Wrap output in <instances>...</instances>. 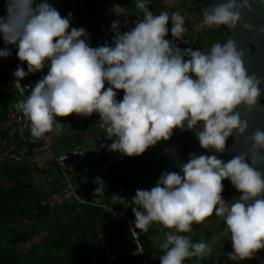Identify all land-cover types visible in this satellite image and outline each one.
Returning a JSON list of instances; mask_svg holds the SVG:
<instances>
[{
	"label": "clouds",
	"instance_id": "clouds-1",
	"mask_svg": "<svg viewBox=\"0 0 264 264\" xmlns=\"http://www.w3.org/2000/svg\"><path fill=\"white\" fill-rule=\"evenodd\" d=\"M258 6L264 9V0H211L202 8L196 30L223 28L229 34L207 50H193L165 38L170 31L183 41L185 17L180 12L154 15L148 0H136L143 19L134 28L120 32V21H113V44L98 47L89 46L84 28L70 27L72 13L65 18L47 2L6 0L0 33L6 45L18 47L17 56L28 68L25 72L17 66V86L29 73L49 67L21 101L36 140L62 133L65 124L58 117L98 113L107 138H114L109 150L130 157L185 126L202 128L196 136L205 150L228 151L230 137L242 145L227 162L193 153L182 165L183 175L165 172L151 190H137L132 236L138 240L136 230L147 233L153 224L168 229L159 245L161 264L210 256L207 243L193 242L187 234L213 216L230 233L228 259H253L264 249V172L257 167L264 166V76L249 72L254 55L264 56V14H257ZM112 11L127 12L119 5ZM10 55V49L0 50V57ZM118 90L124 92L122 100L116 99ZM225 179L241 193L232 202L222 196ZM97 182L99 194L104 189L99 178ZM137 247L142 250L139 243Z\"/></svg>",
	"mask_w": 264,
	"mask_h": 264
},
{
	"label": "trees",
	"instance_id": "trees-1",
	"mask_svg": "<svg viewBox=\"0 0 264 264\" xmlns=\"http://www.w3.org/2000/svg\"><path fill=\"white\" fill-rule=\"evenodd\" d=\"M5 4L6 0H0V10L6 8ZM203 36L199 35V41ZM0 45L11 51L10 66L15 69L18 65L22 66L27 72V64L22 63L17 56L18 49L6 45L2 33ZM48 70L46 66L40 74L33 76L29 73L23 79L34 87L47 75ZM16 97L0 61V125L9 116ZM116 99L123 98L117 96ZM58 122L71 124L68 135L55 139L59 147L80 142L83 134L95 131L98 125L97 132L102 139L114 142V138H107V133L101 130L99 115L92 119L91 116L73 114ZM75 129L79 131L76 138L73 135ZM91 153L82 159L67 161L65 172L71 175L72 183L86 191L91 199L123 214L135 227L132 209L138 206L133 203V197L138 189L147 190L154 184L149 181L146 183L143 179L150 175L155 162L144 155L130 157L121 153L114 176L102 182V193L111 200L100 201L95 194L101 184L92 185V178L102 153L95 156ZM165 157L167 163L174 167L168 155ZM174 170L178 173L176 168ZM37 172L41 173L27 160L0 165V264H161L163 250L150 241L151 234L160 225L151 226L147 233L136 230L140 232L138 243L142 246V253L139 254L126 219L116 217L102 207L77 205L73 201L55 210L41 207L40 200L60 190L64 181L58 171L49 175L50 171L47 170L44 173L49 187L42 188L33 180Z\"/></svg>",
	"mask_w": 264,
	"mask_h": 264
},
{
	"label": "built area",
	"instance_id": "built-area-1",
	"mask_svg": "<svg viewBox=\"0 0 264 264\" xmlns=\"http://www.w3.org/2000/svg\"><path fill=\"white\" fill-rule=\"evenodd\" d=\"M0 16H7L6 8L0 10ZM166 39L180 48L195 45L197 43L196 36H184L183 41L175 40L174 38ZM11 46L18 49L16 45ZM2 49H5V47L0 45V50ZM10 59L11 55L8 57H0V61L5 67L7 75L11 81L12 88L17 97L11 106L9 116L0 125V165L18 164L26 160L23 152L24 149L39 152L47 158L57 171H59L64 181V185L60 190L40 200L39 204L41 207L55 210L70 201L75 202L77 205L102 207L105 211L111 213L112 215L126 219L128 222V228L132 232V229L135 227L129 219H127L123 214L91 199L86 191L72 183L71 175L65 172L68 168L67 161L71 159H82L92 151H97L102 153V157L92 178V185H98L100 183L97 182V178L103 182L105 178H112L114 176L115 168L119 162L121 152L110 151L108 146L113 142L102 139L100 135L95 136L91 140L83 139L78 143L71 142L70 144H64L59 147L56 145L55 139L59 136H66L69 134V131H71V124L69 122H62L65 125L60 135L47 134V139L41 140H36L32 137L29 122L23 117L21 107V101L31 93L32 84L22 79L19 81L20 86H17L18 78L14 76L16 69L10 66ZM98 115V113H93L91 117L92 119H95ZM57 120L61 121L62 118L58 117ZM73 135L75 138L79 136L78 131L73 130ZM61 155L64 156L63 164L59 162V157ZM29 161L34 162L33 159ZM152 226H158V224H153ZM133 240L138 244V240L134 238ZM138 252L140 254L142 253L141 250H138ZM219 264H231V260L228 259L226 253L220 255Z\"/></svg>",
	"mask_w": 264,
	"mask_h": 264
},
{
	"label": "crops",
	"instance_id": "crops-1",
	"mask_svg": "<svg viewBox=\"0 0 264 264\" xmlns=\"http://www.w3.org/2000/svg\"><path fill=\"white\" fill-rule=\"evenodd\" d=\"M36 2H47L51 4L55 9L58 10L60 15L65 18L68 17L69 13H72L70 27L76 29L84 28L89 34L87 43L91 47L102 46L106 42L110 45L113 44V37L115 35L114 31L112 30L113 21H120L119 31L125 32L131 28H134L138 20L143 19V13L136 8V0H36ZM204 4L205 3L203 0H148L149 10L152 11L154 15H159L161 12H168V14L171 16L173 12H180V14L185 17V26L188 28V32L185 34V36L196 35L198 37L197 43H199V35L203 34V39H206L204 40L205 47H203V49L210 47L213 43L209 37L213 38L215 41L219 40L220 38L217 37V35L215 37L213 34H210V30L207 28L200 31L196 30V26L200 23L202 18V8L204 7ZM116 5L123 7L127 10V12L124 15L116 14L112 11ZM125 21H127L126 25ZM171 26V22H169V29H171ZM165 38H173L170 31ZM197 43L195 45L182 47L181 49L192 48L195 50ZM185 59H187V57H185ZM42 71L36 72L33 74V76L40 74ZM108 86L109 85L106 84V88ZM117 96L123 98V90H118ZM96 125H98L97 122ZM98 128L99 125L95 127V131L83 134V139L91 140L95 136L99 135L97 132ZM101 130L106 132L104 127H101ZM175 130L180 129L177 128L174 129V131ZM25 150L30 152H26ZM25 150L24 155L26 160L29 161L33 159V163L38 166V169L42 174H44L45 177L46 174L44 172L47 170L50 171L49 175H53V171H57V169L46 159L45 156L39 154L40 157L45 158L41 161L31 154L33 151L28 149ZM95 154L100 153L97 151H92L91 155L95 156ZM98 160L100 161L99 158ZM40 162H42L44 165ZM167 231L169 230L163 228L162 226H159L156 230H154L150 236V241L152 244L156 247H159V245L164 241L165 233ZM217 264H219L218 260ZM231 264H234L232 260ZM249 264H264V249L260 250L256 257L251 259Z\"/></svg>",
	"mask_w": 264,
	"mask_h": 264
},
{
	"label": "rangeland",
	"instance_id": "rangeland-1",
	"mask_svg": "<svg viewBox=\"0 0 264 264\" xmlns=\"http://www.w3.org/2000/svg\"><path fill=\"white\" fill-rule=\"evenodd\" d=\"M210 34H213L214 36H216L217 34L220 37L219 40L221 39V34H219V32L216 29H211ZM209 39L211 40V42H215L214 39H211L210 37ZM204 40L206 39H203V38L200 39L199 43H197V45L195 46L196 47L195 50L196 49L203 50V47H205ZM180 132L181 130L173 131V135L171 136L169 140L159 141L156 145L149 147L143 154H141L147 158H150V160L155 162V165L153 166V168L150 169L152 170L150 175L147 176L145 179H143L144 181H146V183H149V182L154 183L147 190H151V188L156 186L160 176L163 173L176 172L174 170L175 168L171 167L167 163L165 156L168 153L171 142L175 139V137H177V135ZM26 152H30V151H26ZM31 154L41 161L45 159L39 156L40 154L39 152L33 151L31 152ZM40 163L43 164L42 162ZM31 166L34 169L39 170L38 166H36L33 162H31ZM33 180L35 183L39 184L42 188L49 187V185L45 183V176L42 173L37 172L33 176ZM222 196L224 200L227 202H232L234 199L238 198V194L233 193V192H227L225 190L223 191ZM95 197L97 199H101L100 201H110L111 200L109 196L103 195V193L95 194ZM225 227L226 225L223 223V221L215 216L209 218V220L204 225H194L193 232L188 235H190L193 242L207 243L212 248V254L203 260H199L193 257L192 259L185 261V264H217V260L219 262V258L221 254L226 253L228 256V253H231L233 251V248H232V241H231L230 233L225 231ZM250 261L251 259H246L242 261H233V263L234 264H249Z\"/></svg>",
	"mask_w": 264,
	"mask_h": 264
},
{
	"label": "water",
	"instance_id": "water-1",
	"mask_svg": "<svg viewBox=\"0 0 264 264\" xmlns=\"http://www.w3.org/2000/svg\"><path fill=\"white\" fill-rule=\"evenodd\" d=\"M204 5L211 2V0H203ZM257 14H264V9H261L259 6L257 7ZM258 23L260 21H257ZM221 33V39L225 35H228L227 29L221 28L220 30H217ZM210 47H206L203 50H207ZM253 52H256L255 47H253ZM249 72H256L258 76H264V56L261 55H254L252 58V61L249 66ZM195 78V77H193ZM261 88L264 89V84L261 85ZM260 103L264 105V96L261 97ZM259 123V121H257ZM202 128L198 127L195 131L188 130L185 126V129L181 131L177 137L171 142L169 150H168V157L174 166V168L177 169L178 173L180 175H183L182 171V165L187 163L190 159V155L195 153L197 155H216L219 159L227 162L230 159L233 158L234 155L238 154L239 151L243 150L242 145L237 142L233 137H230L227 141V148L228 151L224 153L215 152L214 150H205L201 147L196 132L201 131ZM234 144L236 145L235 150H233ZM250 163V161H249ZM258 170L264 172V166H257ZM224 190L227 192H233L238 194L239 196L241 193L237 191V189L232 185L231 181L228 179H225L223 181ZM126 225L128 226V222L126 220ZM133 242L138 246L136 241L133 240Z\"/></svg>",
	"mask_w": 264,
	"mask_h": 264
},
{
	"label": "bare ground",
	"instance_id": "bare-ground-1",
	"mask_svg": "<svg viewBox=\"0 0 264 264\" xmlns=\"http://www.w3.org/2000/svg\"><path fill=\"white\" fill-rule=\"evenodd\" d=\"M196 36V35H195ZM197 37V36H196ZM197 42H198V38H197ZM140 254V253H139Z\"/></svg>",
	"mask_w": 264,
	"mask_h": 264
}]
</instances>
